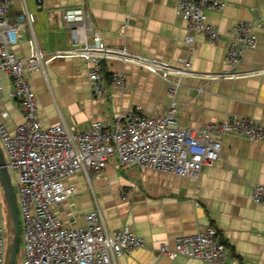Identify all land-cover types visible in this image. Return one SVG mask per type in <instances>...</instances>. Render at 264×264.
Listing matches in <instances>:
<instances>
[{
	"label": "crops",
	"instance_id": "crops-1",
	"mask_svg": "<svg viewBox=\"0 0 264 264\" xmlns=\"http://www.w3.org/2000/svg\"><path fill=\"white\" fill-rule=\"evenodd\" d=\"M221 12L207 11L208 21L220 39L210 44L193 31L177 13L178 0H12L7 17L25 16L19 42L10 47L17 59L34 51L48 57L72 47L68 30L60 26L62 8L84 7L94 29L111 48L169 63L182 69L191 64L194 76L174 78L171 83L132 64L105 61L108 83L105 96L94 97L88 63L81 58H57L28 65L25 78L38 101V117L44 128L63 124L82 133L93 122L112 125L121 115L137 109L146 116L164 115L176 103L181 129H198L231 117L253 119L264 125V0H223ZM255 26L257 47L246 51L236 69L226 63L232 28L238 22ZM192 36V45L186 38ZM122 73L124 89L111 84V74ZM251 74L238 79L210 81L198 76ZM0 101L10 116L11 132L23 122L15 101L6 97L11 88L4 77ZM221 157L204 166L197 179L179 177L138 167L120 168L112 158L99 175L82 171L66 180L74 188L72 198L55 205L65 226L86 224V215L98 209L108 231L129 228L142 237L146 247L123 255L116 264H208L200 259L171 260L158 253L160 245L174 247L175 239L208 227L218 230L228 246V264H264V205L254 203L251 192L264 185V143L235 135L221 138Z\"/></svg>",
	"mask_w": 264,
	"mask_h": 264
},
{
	"label": "built area",
	"instance_id": "built-area-1",
	"mask_svg": "<svg viewBox=\"0 0 264 264\" xmlns=\"http://www.w3.org/2000/svg\"><path fill=\"white\" fill-rule=\"evenodd\" d=\"M11 2L0 0V95L5 91L3 80L6 77L11 83L6 97L17 102L23 122L11 132L6 125L10 114L0 101V146L19 194L17 205L24 240L20 264H116L123 255L146 247L145 240L129 228L108 231L98 209L86 215L84 226H65L54 206L74 196V188L66 180L82 171L99 175L108 162L116 158L122 169L135 165L197 179L204 166L220 159L224 136L235 135L264 143V125L248 118L231 117L198 129H181L176 120L175 102L164 115L146 116L137 109L118 116L112 125L93 122L82 133L72 132L63 124L44 128L38 117L36 94L25 78L27 65L36 70L40 63L57 58L84 59L88 63L94 97L105 96L108 92L103 73L105 61L136 65L160 77L172 84L171 95L176 93L178 86L174 78L194 75L190 63L177 69L164 61L108 47L94 29L84 7L60 10V26L68 30L72 38L70 49L56 51L48 59L45 53L37 50L25 60L17 59L10 47L19 42L26 17L9 20L7 11ZM42 2L38 0L39 4ZM224 9L223 0L177 2V13L193 31L213 45L220 39V34L208 21L206 12ZM193 41L192 36L186 38L189 45ZM256 47L255 26L244 21L236 23L226 51L227 65L236 69L244 53ZM250 75L224 73L198 77L217 81ZM111 84L124 89V75L113 72ZM250 198L254 203L264 205V185H256ZM7 242L0 214V264H5ZM158 253L171 260L182 257L200 259L208 264H228V246L214 227L176 238L173 248L162 244Z\"/></svg>",
	"mask_w": 264,
	"mask_h": 264
},
{
	"label": "water",
	"instance_id": "water-1",
	"mask_svg": "<svg viewBox=\"0 0 264 264\" xmlns=\"http://www.w3.org/2000/svg\"><path fill=\"white\" fill-rule=\"evenodd\" d=\"M0 186L4 198L8 225V242L5 264H16L20 246V220L17 198L12 176L6 166L3 150L0 146Z\"/></svg>",
	"mask_w": 264,
	"mask_h": 264
},
{
	"label": "rangeland",
	"instance_id": "rangeland-1",
	"mask_svg": "<svg viewBox=\"0 0 264 264\" xmlns=\"http://www.w3.org/2000/svg\"><path fill=\"white\" fill-rule=\"evenodd\" d=\"M13 181H14V178H13ZM14 191H15L16 198L18 200L19 194H18V190H17L16 185L14 186ZM0 195H1V202H0L1 211H0V214H1V218H2L3 223H4V233H5L6 237H8L9 230H8V225H7V214H6V207H5L2 191L0 192ZM19 220H20V234H21V238H20V246H19V252H18V255H17L16 264H20L21 263L22 251H23V248H24L22 218H21L20 212H19Z\"/></svg>",
	"mask_w": 264,
	"mask_h": 264
}]
</instances>
